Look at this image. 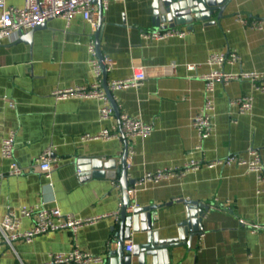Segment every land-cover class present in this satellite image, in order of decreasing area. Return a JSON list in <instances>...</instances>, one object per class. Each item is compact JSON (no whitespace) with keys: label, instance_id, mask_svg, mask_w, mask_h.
<instances>
[{"label":"crops","instance_id":"1","mask_svg":"<svg viewBox=\"0 0 264 264\" xmlns=\"http://www.w3.org/2000/svg\"><path fill=\"white\" fill-rule=\"evenodd\" d=\"M6 3L24 7L23 0ZM152 6L153 0H125L111 3L99 16L96 5V28L103 22L104 90L105 84L131 78L135 69L147 75L141 88L110 92L118 115L107 122L99 120L97 100L57 101L53 96L57 90L88 87L95 81L89 46L96 42V28L81 16L70 23L53 20L36 30L30 41L22 40L25 34L16 41L0 42V130L15 133V160L24 171L22 176H9L11 163L0 152V224L10 211L29 206L59 208L78 220H95L75 234L61 231L31 243L3 246L0 264H49L51 254L75 248L103 258L104 264L116 258V224L123 205L117 172L126 146L127 172L137 182L147 174L192 161L224 160L249 150L264 157V93L250 82L216 84L215 130L201 150L192 125L205 103L202 78L214 70L207 65L210 56L236 52L240 62L225 66V73L264 74V0H232L220 20L216 13L208 22L176 26L186 37L161 42L143 37L172 26L156 27ZM239 17L261 24L262 29L244 26ZM245 96L254 99L251 114H240L231 106L232 100ZM121 115L151 126V135L124 138L119 130ZM104 130L115 131L121 139L82 141ZM48 149L59 161L50 179L33 166ZM109 172L117 173L115 180L107 176ZM129 200L132 208L166 205L154 218V231L161 241L177 239L187 202L209 208L202 235L193 239L191 247L172 250L169 264H264V190L257 176L244 168L202 166L169 182L137 185ZM32 223L23 220V230ZM146 239V234H135L125 247L143 245ZM124 254L129 255L126 249ZM132 264L139 260L133 258ZM146 264H153L152 259L146 258Z\"/></svg>","mask_w":264,"mask_h":264},{"label":"built area","instance_id":"2","mask_svg":"<svg viewBox=\"0 0 264 264\" xmlns=\"http://www.w3.org/2000/svg\"><path fill=\"white\" fill-rule=\"evenodd\" d=\"M23 8H14L7 5L6 0H0V42L16 41L21 35L28 34L37 30L47 23L63 19L68 23L76 16H81L94 29L96 28V5L98 0H23ZM125 0H101L102 9L107 10L111 3L124 2ZM239 22L244 26H252L261 30V24L250 22L239 17ZM186 32L174 28L162 27L150 33L143 34L144 39L150 41H167L173 38L183 39ZM91 56L90 66L94 76V83L88 87L76 89L57 90L53 96L57 101L72 98L94 99L101 106L99 110L100 122L109 121L115 114L112 103L102 85L103 71L98 59L95 44L89 46ZM240 56L236 52L228 55H212L208 59L207 65L214 69L209 75L204 76L205 82V103L200 112L193 120V128L197 131L201 144L211 138L214 134L215 102L214 93L216 84H229L232 82H250L257 92L264 93V74H229L225 73L224 67L233 66L239 63ZM109 66L112 62L105 61ZM193 69V67H190ZM147 81V75L143 69H135L131 78L115 81L108 84L109 92H117L129 89L141 88ZM231 106L238 108L240 114H251L254 109V99L249 96L232 100ZM119 130L122 136L128 138H146L152 133V127L143 123L141 120L134 119L128 115L119 116ZM121 137L115 131L104 130L97 136H85L82 141H104L120 140ZM16 135L13 131L2 134L0 130V152L2 158L8 160L10 165L9 176L19 177L24 171L19 167L15 160ZM34 167L39 169L47 179L51 178L53 170L59 166V161L54 158L52 149L46 150L34 162ZM202 166L207 168L237 166L244 168L247 174L257 176L258 182L264 190V157L256 150H249L244 155H232L224 160L213 162L192 161L182 167L169 168L158 171L154 174H147L137 185L145 183L160 184L169 182L173 179L184 177L190 172L198 171ZM131 193V191H130ZM32 221V227L23 230V220ZM95 220H78L71 215H64L59 208L48 209L41 206L22 207L19 211H10L3 222L0 224V249L3 246L12 245L15 242L31 243L35 238L50 233L61 231H71L76 233L81 227L93 223ZM133 245H126V252L132 253ZM49 264H104L101 257L81 251L75 248L66 254H51Z\"/></svg>","mask_w":264,"mask_h":264},{"label":"water","instance_id":"3","mask_svg":"<svg viewBox=\"0 0 264 264\" xmlns=\"http://www.w3.org/2000/svg\"><path fill=\"white\" fill-rule=\"evenodd\" d=\"M232 0H153L154 23L156 27L169 23L171 28L176 26H189L196 22H208L217 13L220 20L224 11ZM99 7V16L103 15L101 0L95 2ZM40 29V28H39ZM38 30V29H37ZM29 32L23 41H30L32 34ZM103 31V22L99 21L95 33V47L100 60L103 75L106 81L107 68L104 65V58L100 51V38ZM22 36V35H21ZM23 37V36H22ZM105 90L112 103L115 114L118 115L117 108L112 100L111 94L105 84ZM128 147L126 146L124 156L118 170L120 175V186L123 194V205L121 214L117 220L118 227V250L117 257L110 258L105 264H132V259L137 258L139 264H146V258H151L152 263L163 261L170 263V252L181 247H191L194 238L202 235V223L209 208L195 202L186 203V220L179 226L178 237L173 241H161L154 231V218L157 212L166 205L149 206L144 208H132L129 200V193L137 184L136 180L129 178L127 172ZM116 172H109L110 179H116ZM146 234V243L135 246L132 253L125 256V242L130 241L135 234Z\"/></svg>","mask_w":264,"mask_h":264}]
</instances>
